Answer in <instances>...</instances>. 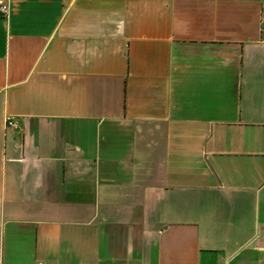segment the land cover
Returning a JSON list of instances; mask_svg holds the SVG:
<instances>
[{
  "label": "crops",
  "instance_id": "0c3cea01",
  "mask_svg": "<svg viewBox=\"0 0 264 264\" xmlns=\"http://www.w3.org/2000/svg\"><path fill=\"white\" fill-rule=\"evenodd\" d=\"M0 2L2 264H264V0Z\"/></svg>",
  "mask_w": 264,
  "mask_h": 264
},
{
  "label": "rangeland",
  "instance_id": "374dc122",
  "mask_svg": "<svg viewBox=\"0 0 264 264\" xmlns=\"http://www.w3.org/2000/svg\"><path fill=\"white\" fill-rule=\"evenodd\" d=\"M222 136V139L219 138V136ZM224 133L222 131H220L219 133L216 134V144L214 145L213 148L219 149V150H223L224 149ZM214 157L217 158L219 160V162L221 163L224 160V154H219L218 152L216 154H214ZM2 222H0V264L5 263V259H2V244H3V240H2V231H1V227H2ZM4 249L6 250V248L4 247ZM23 260L22 257H14L12 264H22L21 261Z\"/></svg>",
  "mask_w": 264,
  "mask_h": 264
},
{
  "label": "built area",
  "instance_id": "2783aa9c",
  "mask_svg": "<svg viewBox=\"0 0 264 264\" xmlns=\"http://www.w3.org/2000/svg\"><path fill=\"white\" fill-rule=\"evenodd\" d=\"M63 1L68 2L69 0H63ZM5 11H6L5 3L0 2V14L1 15L4 14ZM3 124H4V126H7V125L12 126L13 120L10 118V116H7V115L3 116ZM35 264H43V263L37 261V262H35Z\"/></svg>",
  "mask_w": 264,
  "mask_h": 264
}]
</instances>
